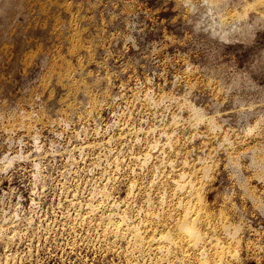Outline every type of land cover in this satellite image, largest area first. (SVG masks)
<instances>
[{
	"label": "rangeland",
	"instance_id": "obj_1",
	"mask_svg": "<svg viewBox=\"0 0 264 264\" xmlns=\"http://www.w3.org/2000/svg\"><path fill=\"white\" fill-rule=\"evenodd\" d=\"M263 1L0 0V264H153L127 227L173 232L181 174L264 264ZM180 240L163 264H202Z\"/></svg>",
	"mask_w": 264,
	"mask_h": 264
},
{
	"label": "bare ground",
	"instance_id": "obj_2",
	"mask_svg": "<svg viewBox=\"0 0 264 264\" xmlns=\"http://www.w3.org/2000/svg\"><path fill=\"white\" fill-rule=\"evenodd\" d=\"M207 3H210V6L208 5V8L210 7V10H212L213 11V7H214V5H213V0H211V2H210V0H209V2H208V0H205ZM216 0H214V4L216 3L215 2ZM264 2V1H263ZM263 2H262V4H263ZM217 4V3H216ZM215 4V5H216ZM218 4H220V3H218ZM217 6V5H216ZM219 6V5H218ZM4 7V6H3ZM2 7V8H3ZM219 7H221V6H219ZM215 9V8H214ZM219 9V8H218ZM216 10H217V7H216ZM1 11V10H0ZM222 11V10H221ZM217 13H218V11H216ZM234 12V11H233ZM235 13V12H234ZM215 15V14H214ZM229 15V17L228 18H226V20H233V19H235V21H234V23L233 24H230L229 22H227V21H225L224 19H222V15H217V17H218V19H217V23L219 24V25H221V26H223V25H225V24H228V27H230V26H232V25H236V21H238V22H240L241 21V19H243V16H241V14H237V12L235 13V14H228ZM242 17V18H241ZM241 18V19H240ZM257 19V21H264V15L263 14H260L259 13V15H258V17L256 18ZM240 20V21H239ZM225 21V22H224ZM213 22H214V20H213ZM236 22V23H235ZM241 24V23H240ZM246 25H244V27H245ZM232 28V27H231ZM239 28V27H238ZM237 29V28H236ZM240 29V28H239ZM245 29V28H244ZM229 30V29H228ZM225 31V30H224ZM223 31V32H224ZM236 31V30H235ZM226 32V31H225ZM245 32V31H244ZM247 32V31H246ZM227 33H228V31H227ZM224 36V35H223ZM226 37V36H225ZM223 39H225V38H223ZM227 39V38H226ZM156 143V142H155ZM171 146V145H170ZM173 147V146H172ZM147 154V153H146ZM151 154V153H150ZM7 157V156H6ZM146 157V156H145ZM11 157H9L8 158V162L10 163L11 162V159H10ZM117 160V159H116ZM147 160V159H146ZM119 163V162H118ZM11 164V163H10ZM188 167H190V166H188ZM186 168V167H185ZM207 168H209V166L207 167ZM117 170V169H116ZM182 171V170H181ZM184 173V172H183ZM190 173V172H189ZM192 173V172H191ZM187 175L188 174H181V178L183 179V182L182 183H179V182H177V187L179 188V190L181 189L182 190V192H185V190L183 191V189H186V192H185V194H187L188 193V199L186 200V201H182V202H178L179 203V209L181 208L182 209V213H183V218H180L181 220L178 222V224H177V228H175V230L173 231V232H170V231H172V230H169V232L168 233H166V230H165V232L163 233L162 232V226H161V224H162V222H161V224L159 225L158 224V226H161L162 228V230L160 229H158L159 231H161L163 234H160V235H158V234H156V235H158V236H156L154 233H155V227H153V226H151L150 224H147V225H143V227H142V229L140 228L139 229V227L137 228L136 226H126L127 227V230L130 232H128L129 234H131V237L134 239V243H135V246H137L138 248H139V250L140 249H142L141 251H156V252H154L155 254H154V261H155V263H153V264H163V260L165 259L164 258V256H166L167 255V257H168V253L170 252V250L169 249H173V247H177V245H179L180 244V237L182 236L183 237V240L185 239V243H188V245H192V247H195V249H197L196 251H198V253H200L198 256H200L201 258H202V264H225V260L227 259L226 257L227 256H229V257H231V256H235L236 254L235 253H237L236 251H234V250H231V246H230V244H227V245H225V243H221V239H219V238H213V236H209L208 235V233H206V231L204 230V232H202V224H204L201 220L202 219H209V216L207 215V214H203V209L206 207L205 205L206 204H204V199H203V197L202 196H200L201 194L197 191H195V189H194V185H193V183H189V181L188 182H185L184 181V178H186L187 177ZM110 177V176H109ZM191 177H192V175H191ZM194 178V177H193ZM187 179V178H186ZM175 180H178V179H175ZM175 180H174V182H175ZM173 182V183H174ZM190 182H192L191 180H190ZM198 182V181H197ZM175 184V183H174ZM135 186V185H134ZM175 186V185H174ZM196 187H197V185H196ZM198 187H200V185L198 186ZM197 187V189H199L200 190V188H198ZM196 189V190H197ZM102 190V189H101ZM177 190V189H176ZM188 190V191H187ZM177 192V191H176ZM195 192V193H194ZM173 193V192H172ZM202 193V192H201ZM100 194V193H99ZM200 194V195H199ZM175 196V195H174ZM130 197V196H129ZM181 197V196H180ZM179 198V197H178ZM182 198V197H181ZM186 198H187V196H186ZM185 198V199H186ZM182 199H184V198H182ZM110 200V199H109ZM146 200V199H145ZM204 200V201H203ZM91 201V200H90ZM94 201V200H93ZM148 202V201H147ZM113 203V202H112ZM129 203V202H128ZM110 204V203H109ZM150 204V203H149ZM168 205V204H167ZM178 205V204H177ZM205 206V207H204ZM89 207H91V206H89ZM88 207V208H89ZM110 207V206H109ZM119 207V206H118ZM125 207V206H124ZM123 210V209H122ZM155 210H156V208H155ZM172 210H173V208H172ZM177 210V209H176ZM95 210H94V207L93 208H89V213H90V215L94 212ZM98 211V210H97ZM151 211V210H150ZM181 211V210H180ZM122 212V211H121ZM120 212V213H121ZM146 212V211H145ZM148 212V211H147ZM152 212V211H151ZM154 212V211H153ZM118 213V212H117ZM126 213V212H125ZM161 213V212H160ZM179 213V212H178ZM116 214V213H115ZM151 214V213H150ZM150 214H148L149 216H150ZM153 214V213H152ZM210 214V213H209ZM103 215V214H102ZM123 215V214H122ZM126 215V214H125ZM125 215L124 216H121L119 219H113V218H107L106 219V223H107V225H109V226H112L113 228L112 229H114V231L116 230H120L119 228H122L123 226V224H125L126 225V222L124 223V221L126 220V218H125ZM179 215H181V214H179ZM106 217V216H105ZM116 217V216H115ZM158 216H156V218H157ZM161 217H162V215H161ZM181 217V216H180ZM128 218V217H127ZM130 218V217H129ZM128 218V219H129ZM145 218V217H144ZM152 218H154V217H152ZM176 218V217H175ZM178 218V217H177ZM176 218V219H177ZM84 219V218H83ZM90 219V218H89ZM127 219V220H128ZM147 219V218H146ZM150 219V217L148 218V220ZM155 219V218H154ZM176 219H174V220H176ZM104 220V219H103ZM126 220V221H127ZM153 220V219H152ZM157 220H159V219H155V221H157ZM161 220V219H160ZM165 220V219H164ZM105 221V220H104ZM145 221V220H144ZM87 222V221H86ZM134 222V221H133ZM154 222V221H153ZM173 222V221H172ZM199 222H202V224H201V226H199ZM132 223V222H131ZM139 223V222H138ZM150 223H151V221H150ZM175 223V222H174ZM207 223H208V221H207ZM207 223H205L206 225H207ZM139 224H141V221H140V223ZM143 224V223H142ZM142 224L140 225V227L142 226ZM165 224V223H164ZM204 224V225H205ZM131 225V224H130ZM157 225V224H156ZM163 225V224H162ZM172 225H173V223H172ZM209 225V224H208ZM207 225V226H208ZM157 226V227H158ZM207 226H205V227H207ZM166 227V226H165ZM91 228V227H90ZM208 228V227H207ZM207 228H206V230H207ZM229 228V227H228ZM228 228H225V229H228ZM123 229H125L124 227H123ZM122 229V230H123ZM168 229V228H167ZM174 229V228H173ZM205 229V228H204ZM126 230V229H125ZM210 230H211V228H210ZM209 230V228H208V231H210ZM237 230V229H236ZM226 231V230H225ZM229 231V230H228ZM126 232V231H125ZM161 232H159V233H161ZM212 232V231H211ZM128 233H126V234H128ZM115 234V233H114ZM124 234V233H123ZM122 234V235H123ZM147 234V235H146ZM212 235V234H211ZM231 235V234H230ZM235 235V234H234ZM105 236V235H104ZM130 236V235H129ZM127 237V236H126ZM216 237V236H215ZM218 237V236H217ZM100 238V237H99ZM123 238V237H122ZM128 238V237H127ZM126 238V239H127ZM131 238V240H133ZM231 238V237H230ZM117 239V238H116ZM126 241V240H125ZM128 241V240H127ZM228 242V241H227ZM231 242V241H230ZM166 244L165 246H164V244ZM184 243V242H183ZM184 243V244H185ZM133 244V243H132ZM131 244V245H132ZM184 244H182L181 243V245H184ZM224 244V245H223ZM163 245V246H162ZM186 245V244H185ZM133 246V245H132ZM179 247V246H178ZM177 247V248H178ZM191 247V246H190ZM138 248H137V250H138ZM167 248V250H165V249ZM186 248V247H185ZM207 248H209V249H207ZM213 249V250H210V249ZM182 249H184V248H182ZM233 249V248H232ZM185 250V249H184ZM183 250V251H184ZM208 250H210L211 252L210 253H212V256H214L213 258H215V260L211 263L210 261H209V256H210V253L208 252ZM143 251V252H144ZM172 251V250H171ZM193 251H195V250H193ZM152 252H151V257H152ZM173 252V251H172ZM177 252H178V250L173 254V255H175L176 254V257H177ZM182 252V251H181ZM129 253V252H128ZM140 253V252H139ZM171 253V252H170ZM187 253V252H186ZM185 253V254H186ZM192 253V252H191ZM196 253V252H195ZM197 253V254H198ZM233 253V254H232ZM172 254V253H171ZM180 254V253H179ZM182 254H184V253H181V257H182ZM184 254V255H185ZM193 254V253H192ZM191 254V255H192ZM235 254V255H234ZM130 255V254H129ZM148 255V254H147ZM194 255V254H193ZM196 255V254H195ZM194 255V256H195ZM238 255V254H237ZM170 256H172V255H170ZM197 256V257H198ZM180 257V256H179ZM148 258V257H147ZM172 258H175V257H173L172 256ZM183 258H185V256L183 257ZM226 258V259H225ZM11 259V258H10ZM171 259V258H170ZM177 259V258H176ZM186 259V258H185ZM197 259V258H196ZM133 260V259H132ZM211 260V259H210ZM213 260V259H212ZM200 261H201V259H200ZM165 262H167V261H165ZM191 262V261H190ZM6 263V262H5ZM183 263V262H182Z\"/></svg>",
	"mask_w": 264,
	"mask_h": 264
}]
</instances>
